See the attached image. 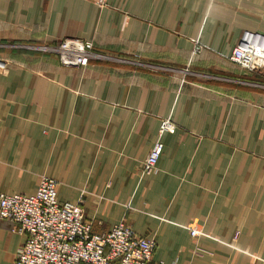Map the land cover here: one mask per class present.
Returning a JSON list of instances; mask_svg holds the SVG:
<instances>
[{
	"label": "crops",
	"instance_id": "crops-1",
	"mask_svg": "<svg viewBox=\"0 0 264 264\" xmlns=\"http://www.w3.org/2000/svg\"><path fill=\"white\" fill-rule=\"evenodd\" d=\"M244 30L264 35V0H0V192L45 174L93 231L153 238L158 264H264V62L229 58ZM66 37L104 56L63 66L44 46ZM25 239L0 218V264Z\"/></svg>",
	"mask_w": 264,
	"mask_h": 264
},
{
	"label": "built area",
	"instance_id": "built-area-1",
	"mask_svg": "<svg viewBox=\"0 0 264 264\" xmlns=\"http://www.w3.org/2000/svg\"><path fill=\"white\" fill-rule=\"evenodd\" d=\"M45 47L64 66H81L104 56L78 37ZM201 49L196 41L193 52ZM229 58L246 69L259 67L264 62V35L244 30ZM5 66L0 59V70ZM173 128L169 118L161 120L159 135L141 164L142 174L157 169L162 149L159 136ZM57 184L56 178L43 174L33 194L0 192V218L9 220L13 231L26 235L12 264H158L152 258L153 238L138 234L123 220L106 231H93L82 214V197L76 202L58 200ZM187 228L192 237L203 233L197 226Z\"/></svg>",
	"mask_w": 264,
	"mask_h": 264
},
{
	"label": "rangeland",
	"instance_id": "rangeland-1",
	"mask_svg": "<svg viewBox=\"0 0 264 264\" xmlns=\"http://www.w3.org/2000/svg\"><path fill=\"white\" fill-rule=\"evenodd\" d=\"M46 46H48V45H46ZM44 48H45V46H44ZM53 52V51H52ZM53 53H55V52H53ZM55 55H56V57H57V54L55 53ZM58 59V58H57ZM58 61H59V59H58ZM59 63H60V61H59ZM61 64V63H60ZM62 65V64H61ZM64 66V65H63Z\"/></svg>",
	"mask_w": 264,
	"mask_h": 264
}]
</instances>
